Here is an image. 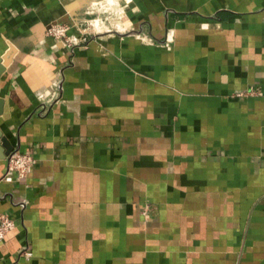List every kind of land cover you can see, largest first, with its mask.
<instances>
[{
    "label": "crops",
    "instance_id": "0c3cea01",
    "mask_svg": "<svg viewBox=\"0 0 264 264\" xmlns=\"http://www.w3.org/2000/svg\"><path fill=\"white\" fill-rule=\"evenodd\" d=\"M97 1L0 0V130L37 159L6 180L0 158V264H264V93L238 94L264 91V0H124L87 44L46 32Z\"/></svg>",
    "mask_w": 264,
    "mask_h": 264
},
{
    "label": "built area",
    "instance_id": "2783aa9c",
    "mask_svg": "<svg viewBox=\"0 0 264 264\" xmlns=\"http://www.w3.org/2000/svg\"><path fill=\"white\" fill-rule=\"evenodd\" d=\"M70 24L67 22H53L48 25L46 32L52 35L55 39L62 41L65 45L71 47L77 44H87L91 39V34L95 31L89 30L86 27L81 28L80 33H71L69 31ZM168 32V36L172 33ZM58 82H56L57 84ZM264 91L259 87H250L238 92L240 95H262ZM43 98V94H40ZM7 169L2 176L6 180H13L15 178H24L32 170L36 163V156L30 150L21 151L19 149L12 150L7 156ZM145 215H148L146 209L143 210ZM16 221L7 212L0 211V240L4 239L9 231L14 229ZM33 251L28 247L20 251L19 256L29 258Z\"/></svg>",
    "mask_w": 264,
    "mask_h": 264
},
{
    "label": "rangeland",
    "instance_id": "374dc122",
    "mask_svg": "<svg viewBox=\"0 0 264 264\" xmlns=\"http://www.w3.org/2000/svg\"><path fill=\"white\" fill-rule=\"evenodd\" d=\"M123 1L124 0H98L96 4L90 8L91 14L89 18L84 21L82 27H88L98 33L124 28L121 27V11L123 10L121 5Z\"/></svg>",
    "mask_w": 264,
    "mask_h": 264
},
{
    "label": "water",
    "instance_id": "95a60500",
    "mask_svg": "<svg viewBox=\"0 0 264 264\" xmlns=\"http://www.w3.org/2000/svg\"><path fill=\"white\" fill-rule=\"evenodd\" d=\"M7 57L4 58L3 56L0 55V77L3 71L6 68V62H7ZM3 98L0 96V112L3 110ZM14 146L10 143V140L7 136H5L2 131L0 130V158H6V156L14 150Z\"/></svg>",
    "mask_w": 264,
    "mask_h": 264
}]
</instances>
